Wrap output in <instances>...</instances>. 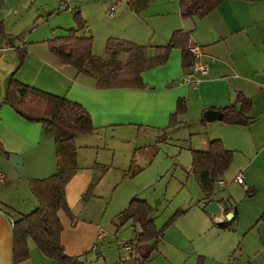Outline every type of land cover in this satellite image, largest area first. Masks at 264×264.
I'll use <instances>...</instances> for the list:
<instances>
[{"label": "crops", "instance_id": "crops-1", "mask_svg": "<svg viewBox=\"0 0 264 264\" xmlns=\"http://www.w3.org/2000/svg\"><path fill=\"white\" fill-rule=\"evenodd\" d=\"M75 12L84 25L78 35L92 37L95 57L105 58V52H94L98 39L103 50L107 39H119L150 47L153 56V48L166 46L173 32L184 30L190 33L189 48H200L207 75L196 89L181 83L190 68L182 65L181 49H172L163 65L141 73L144 89H96L92 78L48 48L47 41L66 35L60 29L68 28L67 33L75 27ZM0 23L12 45L2 40L0 46V264H58L31 240L28 258L12 261L13 221L37 207L29 181L56 173L54 132L2 104L6 80L18 64L15 48L21 47L26 58L16 79L79 104L95 129L75 141L78 170L65 187L73 217L58 212L67 256L85 264H117L112 243L122 252L134 233L130 227L133 235L118 239L115 218L138 197L153 208L158 230L186 210L164 230L144 264H264V1L226 0L202 19H183L179 0H0ZM118 59L124 63L128 55L121 52ZM238 96L250 103L246 125L201 121L204 112H222ZM179 100H185L186 113L170 125ZM187 123L197 126L195 134L186 132L190 152H206L210 141L219 140L234 153L210 200L190 173L192 157L184 167L179 155L165 170L151 166L166 133ZM5 153L21 158V171ZM240 175L245 187L235 182ZM210 203L219 206L218 218L206 212Z\"/></svg>", "mask_w": 264, "mask_h": 264}, {"label": "trees", "instance_id": "trees-1", "mask_svg": "<svg viewBox=\"0 0 264 264\" xmlns=\"http://www.w3.org/2000/svg\"><path fill=\"white\" fill-rule=\"evenodd\" d=\"M223 1L226 0H179L180 17L202 19ZM73 21L75 27L65 36L47 41L48 48L52 54L73 67L78 74L92 78L96 89H144L141 73L163 65L172 49H181L182 65L185 70L194 65V57L188 49L190 33L187 31L173 32L166 46L154 48L153 56H149L146 46L109 39L105 45V58H101L92 55V37L78 35V32L84 29L79 12L73 13ZM0 38L6 40V46L12 47L2 23ZM15 51L18 64L6 80L2 104L8 105L25 121L39 123L54 132L56 173L45 179L29 181L37 207L30 214L18 215L13 221L12 261L18 263L28 258L27 241L31 240L46 258L58 264H85L79 258H72L64 253L61 244L62 225L58 212L63 211L71 219L73 217L66 201L65 187L78 170L75 141L80 136L93 133L95 129L88 112L79 104L20 83L15 75L24 65L26 51L23 47L15 48ZM121 52L128 55L124 63L118 59ZM249 104L248 99L238 96L234 105L222 111V122L233 126L246 125L249 119L247 117ZM185 112V100H179L176 112L170 116V125L177 124V116ZM201 121L205 122L203 118ZM5 155L10 157L8 153ZM233 156L234 153L226 150L219 140L210 141L206 152L191 150L190 173L201 188L205 200H210L214 195V187L230 168ZM185 211L175 212L165 226L158 230L152 218L153 208L143 199L132 198L127 208L115 218L116 233L128 223L131 224L134 233L131 240L134 242L132 252L123 263H146L156 250L164 230L184 215Z\"/></svg>", "mask_w": 264, "mask_h": 264}, {"label": "rangeland", "instance_id": "rangeland-1", "mask_svg": "<svg viewBox=\"0 0 264 264\" xmlns=\"http://www.w3.org/2000/svg\"><path fill=\"white\" fill-rule=\"evenodd\" d=\"M67 29L68 28L60 29V31H61L60 33L61 34H63V33L66 34ZM58 35H60V34H58ZM107 40H106V42H107ZM106 42L104 44V50H103L102 41H100V39L96 40L95 45H94V52L99 54V55L104 53L105 52ZM147 48H148V51H150V47H147ZM152 50H154V48ZM149 70H151V69H149ZM184 77H185V75L181 78V83H183ZM185 113H183V114H181L179 116L181 117ZM181 119H182V117H181ZM196 127L197 126L192 125L191 123H187V124H178L176 127L171 128V130H169L166 133V137L168 138V140L166 142H163L162 149L159 152L157 159L155 160V162L151 166H156V168L158 170H165L166 168L170 167L172 165V163H174V161H175L174 158H176L179 155V157H180V161H179L180 165L179 166L184 167L185 166L184 165V163H185L184 160L186 158H190V160H191V152H190V150L188 148L189 145L187 144L188 137H186V134H187L186 132H188V133L191 132V133L195 134L193 132L194 131L193 128H196ZM200 127H204V126L200 125ZM132 135L135 136L136 132H133ZM153 139H155V138H153ZM155 151H156V149H152L151 153H154ZM172 153H173V156H171ZM163 167H165V168H163ZM153 203H154V205H156L155 201H153ZM159 210L163 211L164 207H161ZM130 227H131V224H130V226H128V225L124 226L120 231H118L117 232V234H119L118 235V239H120V240L128 239L131 235H133ZM131 240H129V241H131ZM129 241H126V242H129ZM113 242H114V240H113ZM112 247L114 248L115 256L118 259L117 264L120 263L119 262L120 259H122L124 261H127V258H128L127 255H123L122 252H120V250L117 248V245L115 244V242L112 243ZM92 258L94 260L96 258V256L92 255ZM127 263L128 262H124V263H120V264H127ZM95 264H96V262H95Z\"/></svg>", "mask_w": 264, "mask_h": 264}, {"label": "built area", "instance_id": "built-area-1", "mask_svg": "<svg viewBox=\"0 0 264 264\" xmlns=\"http://www.w3.org/2000/svg\"><path fill=\"white\" fill-rule=\"evenodd\" d=\"M112 11L113 8L111 7L109 12V17H112ZM189 52L193 55L194 57V65L190 68V71L185 74V77L183 79V84L191 86L193 89H196L198 85L200 84L202 78L207 75V67L203 64L200 63L201 59V51L200 48L198 47H191L189 48ZM235 182L240 185L245 187L244 181H243V176H238L235 179ZM134 242L129 241L127 243H124L121 245V250L123 254L128 255L129 253L132 252ZM92 250H95L92 249Z\"/></svg>", "mask_w": 264, "mask_h": 264}, {"label": "water", "instance_id": "water-1", "mask_svg": "<svg viewBox=\"0 0 264 264\" xmlns=\"http://www.w3.org/2000/svg\"><path fill=\"white\" fill-rule=\"evenodd\" d=\"M1 44H2V39L0 38V46ZM202 117L207 122L221 121L223 119V113L218 111H207L203 113ZM9 162L17 172L21 171L22 160L20 157L11 155L9 157ZM206 212L216 218H218V216L221 215L220 208L216 203H210L206 207Z\"/></svg>", "mask_w": 264, "mask_h": 264}]
</instances>
